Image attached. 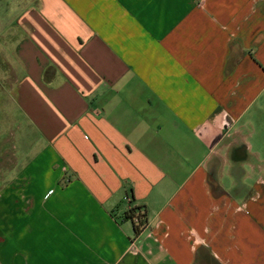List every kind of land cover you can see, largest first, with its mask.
Masks as SVG:
<instances>
[{
    "label": "crops",
    "instance_id": "crops-1",
    "mask_svg": "<svg viewBox=\"0 0 264 264\" xmlns=\"http://www.w3.org/2000/svg\"><path fill=\"white\" fill-rule=\"evenodd\" d=\"M0 12V264H264V0Z\"/></svg>",
    "mask_w": 264,
    "mask_h": 264
},
{
    "label": "trees",
    "instance_id": "trees-1",
    "mask_svg": "<svg viewBox=\"0 0 264 264\" xmlns=\"http://www.w3.org/2000/svg\"><path fill=\"white\" fill-rule=\"evenodd\" d=\"M124 220H130L133 224V233L138 235L145 225V217L143 213L139 212L138 208L129 209L124 213Z\"/></svg>",
    "mask_w": 264,
    "mask_h": 264
},
{
    "label": "rangeland",
    "instance_id": "rangeland-1",
    "mask_svg": "<svg viewBox=\"0 0 264 264\" xmlns=\"http://www.w3.org/2000/svg\"><path fill=\"white\" fill-rule=\"evenodd\" d=\"M2 16V13L0 12V17ZM0 130H1V132L3 133V134H5L6 132H7V130H8V126H7V124H5V123H3V124H1V127H0ZM4 135H2V137H3Z\"/></svg>",
    "mask_w": 264,
    "mask_h": 264
}]
</instances>
